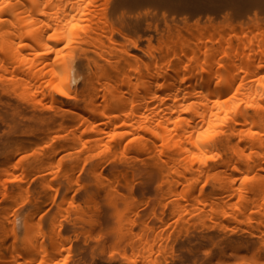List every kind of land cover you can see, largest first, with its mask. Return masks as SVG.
Wrapping results in <instances>:
<instances>
[{"label": "bare ground", "instance_id": "obj_1", "mask_svg": "<svg viewBox=\"0 0 264 264\" xmlns=\"http://www.w3.org/2000/svg\"><path fill=\"white\" fill-rule=\"evenodd\" d=\"M113 1L0 0V264H264V20Z\"/></svg>", "mask_w": 264, "mask_h": 264}, {"label": "rangeland", "instance_id": "obj_2", "mask_svg": "<svg viewBox=\"0 0 264 264\" xmlns=\"http://www.w3.org/2000/svg\"><path fill=\"white\" fill-rule=\"evenodd\" d=\"M114 1H118V3L121 2V11L124 9L125 11L123 10V12L126 15V18L129 17L127 20L130 21L131 26L128 23L129 27L125 33L128 34L131 31L129 33L131 36H136L137 34V36H141V38L144 37L143 41L145 45L150 43L153 46H158L160 43L167 40L166 36L160 35L162 32V34H164L169 29L174 31L176 27H182L184 21L193 24L199 20L198 22L205 24L208 20L222 22L225 21L224 19L228 20L229 18H232L233 21L237 20L238 22L244 23L247 21L252 22L251 20L253 19V22H255V20H258L259 18L264 20V0ZM122 7L124 8L122 9ZM172 23H175L173 24L175 25L174 27ZM160 36L163 37L161 39L164 41L160 39ZM146 37H148L146 39L148 41L145 40Z\"/></svg>", "mask_w": 264, "mask_h": 264}, {"label": "clouds", "instance_id": "obj_3", "mask_svg": "<svg viewBox=\"0 0 264 264\" xmlns=\"http://www.w3.org/2000/svg\"><path fill=\"white\" fill-rule=\"evenodd\" d=\"M76 59L74 57L66 58L56 69V80L58 81V90L65 93L76 88L83 80V74L76 68ZM14 228L17 232L24 230V217L17 215L14 218Z\"/></svg>", "mask_w": 264, "mask_h": 264}]
</instances>
